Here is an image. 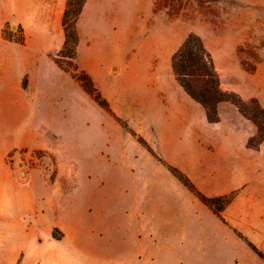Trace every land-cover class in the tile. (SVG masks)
I'll list each match as a JSON object with an SVG mask.
<instances>
[{
    "label": "rangeland",
    "instance_id": "obj_1",
    "mask_svg": "<svg viewBox=\"0 0 264 264\" xmlns=\"http://www.w3.org/2000/svg\"><path fill=\"white\" fill-rule=\"evenodd\" d=\"M63 17L0 27V264H264L258 123L171 61L194 33L264 107V0H86L70 67Z\"/></svg>",
    "mask_w": 264,
    "mask_h": 264
},
{
    "label": "trees",
    "instance_id": "obj_2",
    "mask_svg": "<svg viewBox=\"0 0 264 264\" xmlns=\"http://www.w3.org/2000/svg\"><path fill=\"white\" fill-rule=\"evenodd\" d=\"M86 0H67L63 25L65 30V43L63 48L59 51L57 61L60 65L69 66L72 60L76 58V47L78 44V33L76 30V22L82 12ZM71 59V60H70ZM172 69L180 85L186 90L188 94L197 99L205 108L211 119H218L216 110V103L229 99L239 110L254 118L258 123V133L250 140L249 145L256 147L264 140V107L261 106L257 98L244 100L239 94L235 92H224L221 90L219 78L214 68V63L210 52L205 48L201 38L191 33L186 38L184 43L172 55ZM188 61H194L196 66L193 68L186 64ZM85 77V78H84ZM84 87L93 93L90 81L86 82V76H78ZM203 79L208 83V87L204 93L197 89L193 82L194 79ZM99 97V96H98ZM97 98V96H96ZM184 182L190 187L194 188L192 182L185 177ZM209 205H214L215 202L221 201L220 198H202ZM229 201L223 203L222 207ZM222 208L219 209L221 211ZM253 249H257L253 246Z\"/></svg>",
    "mask_w": 264,
    "mask_h": 264
},
{
    "label": "crops",
    "instance_id": "obj_3",
    "mask_svg": "<svg viewBox=\"0 0 264 264\" xmlns=\"http://www.w3.org/2000/svg\"><path fill=\"white\" fill-rule=\"evenodd\" d=\"M65 7L66 0H0V27L3 22L16 20L26 30L30 24L40 30L44 16L52 17L53 22H59L62 20ZM38 52L40 53L41 49Z\"/></svg>",
    "mask_w": 264,
    "mask_h": 264
},
{
    "label": "water",
    "instance_id": "obj_4",
    "mask_svg": "<svg viewBox=\"0 0 264 264\" xmlns=\"http://www.w3.org/2000/svg\"><path fill=\"white\" fill-rule=\"evenodd\" d=\"M18 166H19V174L21 178H25L27 176V172L24 169V163L22 161H18Z\"/></svg>",
    "mask_w": 264,
    "mask_h": 264
}]
</instances>
